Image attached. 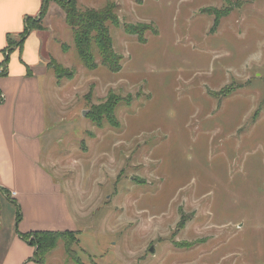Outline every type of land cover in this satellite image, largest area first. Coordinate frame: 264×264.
I'll use <instances>...</instances> for the list:
<instances>
[{
    "label": "rangeland",
    "instance_id": "1",
    "mask_svg": "<svg viewBox=\"0 0 264 264\" xmlns=\"http://www.w3.org/2000/svg\"><path fill=\"white\" fill-rule=\"evenodd\" d=\"M77 6L117 12L111 35L123 69L103 66L99 54L97 70L87 69L71 28L60 32L67 55L58 62L71 67L60 64L56 77L77 98L59 119L50 162L65 173L79 164L100 184L121 230L71 232L45 264H264V0ZM0 205L9 222L17 206Z\"/></svg>",
    "mask_w": 264,
    "mask_h": 264
},
{
    "label": "crops",
    "instance_id": "2",
    "mask_svg": "<svg viewBox=\"0 0 264 264\" xmlns=\"http://www.w3.org/2000/svg\"><path fill=\"white\" fill-rule=\"evenodd\" d=\"M42 6L43 0H0V204L11 201L22 216L18 222V207L9 222L0 213V264H39L36 248L20 234L73 232L79 238L98 237L104 226L113 236L121 230L110 196L103 207L100 184L86 181L79 164L65 173L50 162L59 119L77 97L72 82L61 84L49 67L53 61L71 67L66 57L62 63L57 58L59 52L67 55L60 32L69 25L56 2L50 3L44 30L31 31L19 46L26 20L39 18ZM15 40L19 44L10 48Z\"/></svg>",
    "mask_w": 264,
    "mask_h": 264
},
{
    "label": "trees",
    "instance_id": "3",
    "mask_svg": "<svg viewBox=\"0 0 264 264\" xmlns=\"http://www.w3.org/2000/svg\"><path fill=\"white\" fill-rule=\"evenodd\" d=\"M56 2L66 13V21L72 30L74 36L75 48L79 53L80 61L87 69L94 71L99 67L97 61V54L101 58V64L108 67L111 71L119 73L123 69V57L118 55L113 47V37L111 35V25L118 26L119 18L117 12L112 8L102 10L87 9L83 10L77 6V0H43V10L39 18L32 21L27 19V28L21 35L22 42L26 39L31 31L44 30L43 21L48 15L50 3ZM220 17L217 16L215 27L219 24ZM34 23V26H31ZM140 26L126 25L125 32L130 35H137L143 38V29ZM145 29V28H144ZM142 36V37H141ZM6 61L5 65L7 64ZM52 67L57 76H62L64 73L63 67L60 64H52ZM116 105L113 108H106L105 111L109 114L113 113ZM96 121V119H95ZM18 207L17 220L21 221V209ZM182 223V222H181ZM184 223V221H183ZM182 223V224H183ZM71 233L62 232H36L21 235V237L28 241L36 248L35 260L39 264H45L46 257L55 250L60 240L68 243L69 235ZM68 246V244H67ZM68 249V247H67ZM70 249L68 255L71 256Z\"/></svg>",
    "mask_w": 264,
    "mask_h": 264
},
{
    "label": "water",
    "instance_id": "4",
    "mask_svg": "<svg viewBox=\"0 0 264 264\" xmlns=\"http://www.w3.org/2000/svg\"><path fill=\"white\" fill-rule=\"evenodd\" d=\"M151 252H152V253H155V249H154V248H152V249H151Z\"/></svg>",
    "mask_w": 264,
    "mask_h": 264
}]
</instances>
